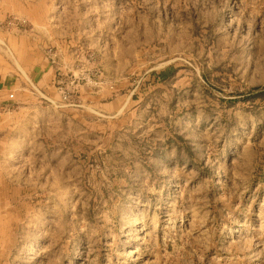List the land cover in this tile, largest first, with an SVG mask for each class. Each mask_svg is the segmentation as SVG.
Listing matches in <instances>:
<instances>
[{
  "label": "rangeland",
  "instance_id": "obj_1",
  "mask_svg": "<svg viewBox=\"0 0 264 264\" xmlns=\"http://www.w3.org/2000/svg\"><path fill=\"white\" fill-rule=\"evenodd\" d=\"M0 55V264H264V0H0Z\"/></svg>",
  "mask_w": 264,
  "mask_h": 264
},
{
  "label": "crops",
  "instance_id": "obj_2",
  "mask_svg": "<svg viewBox=\"0 0 264 264\" xmlns=\"http://www.w3.org/2000/svg\"><path fill=\"white\" fill-rule=\"evenodd\" d=\"M19 52V51H18ZM2 55V52H1ZM0 55V56H1ZM24 56H26L24 54ZM3 57V56H2ZM25 60V59H23ZM29 62V61H28ZM35 62V61H32ZM29 62V63H32ZM23 63H25L23 61ZM42 65V66H41ZM29 74L30 75H41L42 81H49L52 78V72L50 71V67L48 63H41L38 64L35 62L32 63L30 66ZM24 69V68H23ZM26 72L27 70L24 69ZM21 82L19 79L16 82V85L19 87L18 95L15 100H13V103L11 104L8 98V95L5 90H0V112L5 113L6 115H9L10 117H14L15 120H18V116L23 115L24 112L29 111L30 108H33L32 103L33 100L30 97L35 95V91H39V89L36 88V90H33L32 88L22 86L21 83L18 85L17 83ZM45 84V83H44ZM48 84V83H47ZM31 89V90H30ZM40 89H43V92L47 95H53L54 89H52L50 86L48 87H41ZM22 119V118H21ZM13 121V120H12ZM15 122V121H14Z\"/></svg>",
  "mask_w": 264,
  "mask_h": 264
}]
</instances>
